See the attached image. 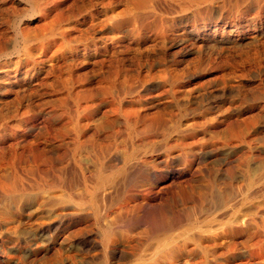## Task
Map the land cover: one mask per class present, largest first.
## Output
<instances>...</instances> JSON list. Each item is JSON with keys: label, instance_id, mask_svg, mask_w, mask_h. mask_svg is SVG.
I'll list each match as a JSON object with an SVG mask.
<instances>
[{"label": "rangeland", "instance_id": "obj_1", "mask_svg": "<svg viewBox=\"0 0 264 264\" xmlns=\"http://www.w3.org/2000/svg\"><path fill=\"white\" fill-rule=\"evenodd\" d=\"M156 245L264 264V0H0V264Z\"/></svg>", "mask_w": 264, "mask_h": 264}, {"label": "bare ground", "instance_id": "obj_2", "mask_svg": "<svg viewBox=\"0 0 264 264\" xmlns=\"http://www.w3.org/2000/svg\"><path fill=\"white\" fill-rule=\"evenodd\" d=\"M239 193H240V192H239ZM238 197H239V196H238ZM244 198H245V195H244V194H241V196L239 197L240 200H243ZM103 199H104V198H103ZM239 199H238V200H239ZM98 200H99V199H98ZM235 200H237V198H235ZM104 201H105V200H104ZM144 201H145V200H144ZM144 201H143V202H144ZM101 203H102V202H101ZM104 203H105V202H104ZM129 204H130V203H129ZM233 204H235V203H233ZM233 204H232V203H229V205H227V208H229V210H230V207H231ZM221 205H222V204H221ZM221 205H220V207H221ZM105 207H106V206H105ZM107 207H108V206H107ZM220 207H219V208H220ZM224 207H225V206H224ZM101 209H102V208H101ZM225 209H226V208H225ZM229 210H226V211H229ZM231 210H232V208H231ZM101 211H102V210H101ZM105 216H106V215H105ZM206 217H207V216H206ZM213 218H214V217H213ZM107 219H108V218H107ZM109 220H110V219H109ZM96 222H97V221H96ZM98 222H99V220H98ZM106 222H107V221H105V225L109 223V222H107V223H106ZM199 222H200V221H199ZM102 223H103V222H102ZM103 224H104V223H103ZM97 225H98V224H97ZM99 225H100V224H99ZM108 226H110V225H107V227H108ZM173 226H174V223H173V224H170L168 228H172ZM116 228H117V227H116ZM108 229H109V228H108ZM114 230H115V229H114ZM114 230H113V231H114ZM119 230H120V229H119ZM161 230H163V229L161 228ZM165 230H166V228H165ZM165 230H164L163 232H165ZM168 230H169V229H168ZM168 230H167V231H168ZM171 230H172V229H171ZM192 230H193V229H192ZM108 231H110V229H109ZM115 231H117V230H115ZM115 231H114V232H115ZM123 231H124V230H123ZM156 231H157V230H156ZM156 231H155V232H156ZM103 232H104V231H103ZM155 232H154V233H155ZM127 233H128V232H127ZM156 233H157V232H156ZM160 233H161V232H160ZM165 233H166V232H165ZM165 233H164V234H165ZM128 234H129V233H128ZM202 234H203V233H202ZM132 235H133V234H132ZM157 235H159V233H158ZM191 235H192V234H191ZM191 235H190V236H191ZM125 236H126V235H125ZM160 236H162V235L160 234ZM200 236H201V233H200ZM200 236H199V237H200ZM187 237H188V236H187ZM191 237H192V236H191ZM193 237H194V236H193ZM195 237L199 238L198 235H196ZM101 238H102V237H101ZM162 238H163V237H162ZM178 238H180V237H178ZM200 238H201V237H200ZM109 239H110V238H109ZM114 239H115V238H114ZM114 239H113V240H114ZM118 239H119V238H118ZM124 239H125V238H124ZM187 239H188V238H187ZM193 239H194V238H193ZM121 240H122V239H121ZM125 240H126V239H125ZM125 240H124V241H125ZM133 240H134V239H133ZM141 240L143 241V239H141ZM141 240H140V241H141ZM156 240H157V239H156ZM164 240H165V239H164ZM124 241H123V242H124ZM129 241H130V240H129ZM138 241H139V239H138ZM140 241H139V242H140ZM101 242H102V241H101ZM127 242H128V241H127ZM131 242H132V241H131ZM134 242H135V240L133 241V243H134ZM125 243H126V242H125ZM161 243H162V242H161ZM107 244H108V242H107ZM107 244H106V246H108ZM114 244H115V243H114ZM155 244H156V243H155ZM123 245L126 246V244H123ZM164 245H165V244H164ZM167 245H168V244H167ZM167 245H166V246H167ZM181 245H183V243H181V241H179L178 239L175 240V243H174V244H172V243L170 244V243H169V250H170V253L174 252V250L181 249ZM156 246H157V245H156ZM160 247H161V246H160ZM160 247L157 246V247L153 248L152 251H151V257H150L149 259H153V260H154V261H153V264H160V262H162L161 258H162L164 255H166V254H165L166 251H165V252L163 251V250H165V249H161ZM167 248H168V247H166V249H167ZM103 249H104V248H103ZM114 250L116 251V249H114ZM149 250H150V249H149ZM107 251H108V250H107ZM143 251H146V248H145V250H143ZM105 252H106V251H105ZM143 253H144V252H143ZM146 255H147V254H146ZM141 256H142V258H146V257L143 256V255H141ZM152 256H153V258H152ZM115 258H116V257H115ZM140 258H141V257H140ZM140 258H138V259H140ZM126 259H127V258H126ZM130 259H131V258H130ZM135 259H136V258H135ZM147 259H148V258H147ZM109 260H110V259H109ZM112 261H114V260H112ZM147 261H148V260H147ZM163 261H164V260H163ZM108 262H109V261H108ZM116 262H117V261H116ZM135 262H136V261H135ZM113 263H114V262H113ZM117 263H118V262H117ZM109 264H110V263H109ZM111 264H112V263H111ZM114 264H115V263H114ZM138 264H140V263H138ZM142 264H143V263H142ZM144 264H145V263H144Z\"/></svg>", "mask_w": 264, "mask_h": 264}]
</instances>
